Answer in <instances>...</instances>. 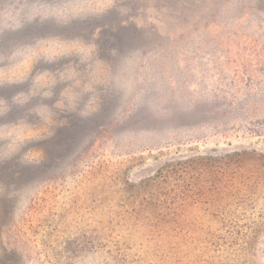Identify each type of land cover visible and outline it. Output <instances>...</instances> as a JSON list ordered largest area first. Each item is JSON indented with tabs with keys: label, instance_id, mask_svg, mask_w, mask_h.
Wrapping results in <instances>:
<instances>
[{
	"label": "rangeland",
	"instance_id": "1",
	"mask_svg": "<svg viewBox=\"0 0 264 264\" xmlns=\"http://www.w3.org/2000/svg\"><path fill=\"white\" fill-rule=\"evenodd\" d=\"M219 260L264 264V0H0V264Z\"/></svg>",
	"mask_w": 264,
	"mask_h": 264
},
{
	"label": "trees",
	"instance_id": "2",
	"mask_svg": "<svg viewBox=\"0 0 264 264\" xmlns=\"http://www.w3.org/2000/svg\"><path fill=\"white\" fill-rule=\"evenodd\" d=\"M177 187L176 189L178 190V194L179 195H184V193H186V191L188 190V183L186 184H176ZM197 188V186H196ZM199 188H197V192H198ZM177 196V195H176ZM158 203H161V199L158 198L156 199ZM156 202V203H157ZM181 210L176 209V211L172 212L170 214V212L167 209H164L160 212L159 216H154V218L157 221H169L171 219V217H174V215H179V212ZM221 213V217L222 220L226 223V222H230V224L234 223L235 217L232 213L230 212H226V213ZM171 215V217H170ZM173 215V216H172ZM255 223V222H254ZM259 223L254 224V230L257 229L259 227ZM235 226H229V228H225L224 231L222 233L218 232V229L216 230V233L218 234V239H214L212 241V244L215 246L216 251H220L223 252L226 255H230L233 254L234 252V247L238 244L241 245L242 241H243V237L246 236V233L244 232V230H241L239 228H236V230H234ZM257 234V231L254 232V235ZM221 261H218V264H220Z\"/></svg>",
	"mask_w": 264,
	"mask_h": 264
}]
</instances>
